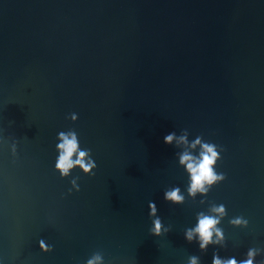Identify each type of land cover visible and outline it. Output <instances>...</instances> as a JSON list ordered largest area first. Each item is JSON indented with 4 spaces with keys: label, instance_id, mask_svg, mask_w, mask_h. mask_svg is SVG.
I'll list each match as a JSON object with an SVG mask.
<instances>
[{
    "label": "water",
    "instance_id": "water-1",
    "mask_svg": "<svg viewBox=\"0 0 264 264\" xmlns=\"http://www.w3.org/2000/svg\"><path fill=\"white\" fill-rule=\"evenodd\" d=\"M60 132L92 174L57 172ZM170 132L216 144L225 179L190 195ZM173 188L182 203L165 200ZM220 205L222 239L201 250L185 234ZM249 250L264 264V0H0V264Z\"/></svg>",
    "mask_w": 264,
    "mask_h": 264
},
{
    "label": "clouds",
    "instance_id": "clouds-1",
    "mask_svg": "<svg viewBox=\"0 0 264 264\" xmlns=\"http://www.w3.org/2000/svg\"><path fill=\"white\" fill-rule=\"evenodd\" d=\"M57 143V160L56 170L61 177H67L71 170L79 167L85 174H92L96 168V163L91 159L90 153L79 147V140L75 132H60L58 133ZM165 145H183L185 150L180 153L179 163L185 169L189 176V194L195 196L197 193L206 194L210 188L217 183L222 182L225 177L223 173L216 172V166L221 159L220 151L214 143L205 142L201 137H196L189 141L188 136H177L175 132H170L163 138ZM197 149L199 150L197 152ZM165 200L169 203L179 204L183 202V196L180 194L179 188H173L165 192ZM215 215L200 214L197 218L195 228L189 229L185 236L186 240L191 242L194 238L197 239L200 249L205 250L211 243H219L222 239V231L217 227L225 213L223 205L213 209ZM149 215L156 216L155 204L150 203ZM235 225H240L242 221L236 219L232 221ZM151 234L159 237L162 234L163 226L158 217L153 220V226L150 230ZM215 235L216 240L213 241ZM41 250L47 249L41 244ZM255 250H249L247 258L237 260L235 257H230L222 260L218 255L213 256L212 264H255ZM101 257L96 256L88 261V264H100ZM190 264H196V258H192Z\"/></svg>",
    "mask_w": 264,
    "mask_h": 264
}]
</instances>
